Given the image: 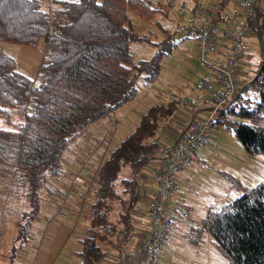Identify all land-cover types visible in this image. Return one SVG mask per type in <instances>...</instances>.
Returning <instances> with one entry per match:
<instances>
[{
    "label": "trees",
    "instance_id": "16d2710c",
    "mask_svg": "<svg viewBox=\"0 0 264 264\" xmlns=\"http://www.w3.org/2000/svg\"><path fill=\"white\" fill-rule=\"evenodd\" d=\"M235 0L234 3H236ZM231 0H219L220 11ZM168 10L158 0L60 1L51 12L38 0H0V42L37 49L45 44L34 79L17 71L15 60L0 52V219L15 228L4 264H16L50 179L62 177V156L88 126L135 99L139 85L152 84L162 60L178 47L168 29L159 42L140 34L131 15L160 25ZM253 20V21H252ZM161 28V26H159ZM260 43L261 60L252 79L240 88L221 114L246 154L264 157V8L249 20ZM133 44L155 48L148 59L136 58ZM179 99L156 104L141 116L135 130L100 163L91 178L93 201L78 239V264H102L119 249L130 226V212L143 195L138 181L145 165L159 159L164 146L158 134L179 110ZM128 173L124 174V169ZM231 264H264V182L208 214L201 229ZM194 237V236H193Z\"/></svg>",
    "mask_w": 264,
    "mask_h": 264
},
{
    "label": "rangeland",
    "instance_id": "374dc122",
    "mask_svg": "<svg viewBox=\"0 0 264 264\" xmlns=\"http://www.w3.org/2000/svg\"><path fill=\"white\" fill-rule=\"evenodd\" d=\"M66 1L74 0L63 2ZM184 1L191 2V0ZM197 1L203 5H218L219 2V0ZM44 2H41V9L45 12H51L52 8L56 7H50L49 0L45 2L46 5ZM234 2L235 0H231V3ZM131 17L139 33H149L154 42L162 40V32L165 28L172 32L174 40L181 41L172 54L162 60L159 75L152 84L139 85V91L134 100L88 126L68 145L62 156L64 173L60 179H50L47 187L40 192L41 210L33 222L27 244L17 254L16 264H78L74 253L79 250L78 239L86 227V213L93 201L95 190L91 178L100 160H104L113 148L135 130L141 116L149 107L167 103L172 99H191L198 95V92L194 90V82L198 75L193 56L195 44L191 40L181 38L178 34L176 12L168 11L166 15H159L160 25L157 26L143 23L134 15ZM243 42L245 56L237 73L238 83L242 87L252 79L261 60L260 43L254 30L250 28L246 30ZM0 52L6 53L15 60L19 73L34 79L36 84L39 83L36 71L45 55L44 42H41L37 49L0 42ZM131 52L136 58L148 59L154 54L155 48L145 44H133ZM141 98L144 99L141 100ZM195 111L189 107L179 106L176 115L182 113L189 116ZM169 126L168 123L164 124V128L158 134L162 144L172 134V127ZM261 126L264 128V116ZM217 134H219L218 149H209L211 160L208 165L211 171L214 169L222 173L225 171L229 178L220 177L217 187H212L214 197L209 207L210 212H216L222 205L264 182V157L260 156L258 164L247 165L248 168L252 167L255 173L246 172L242 177L237 178L239 188L232 184L230 178L236 180V176H232L234 172L230 163L223 159L216 160L215 156L219 153L227 158L230 157V153L237 156L238 148L242 147L229 130L221 128ZM156 163L149 161L145 165L143 172L147 179ZM123 172L127 174L128 169L125 168ZM153 187L147 180L145 181V192L130 212L132 222L140 219L143 226L147 225L144 223L147 220L144 219L146 204ZM4 201L5 196L0 195V212ZM10 220L8 218L2 222L0 219V264L6 262L16 232ZM203 222L193 218L189 224L197 227L200 223L203 226ZM189 228L191 227H188L187 231L184 228H176L167 247L160 250L156 256L157 264H231L215 247L207 232H203L198 239V235L193 237ZM188 230H190L189 233H187Z\"/></svg>",
    "mask_w": 264,
    "mask_h": 264
},
{
    "label": "built area",
    "instance_id": "2783aa9c",
    "mask_svg": "<svg viewBox=\"0 0 264 264\" xmlns=\"http://www.w3.org/2000/svg\"><path fill=\"white\" fill-rule=\"evenodd\" d=\"M158 1L168 11L176 12L180 37L195 44L198 75L194 90L198 95L179 99V105L191 110L206 108L207 115L189 122L174 143L162 151V163L153 174L154 191L147 205L149 235L136 251L124 253L123 264H157L155 258L172 236L175 217L188 218V209L179 214L172 210L173 198L179 193L178 175L196 163L200 149H218L215 134L224 128L221 114L242 87L237 73L245 56L244 35L259 5L264 8V0H237L234 9L223 12L217 4Z\"/></svg>",
    "mask_w": 264,
    "mask_h": 264
},
{
    "label": "crops",
    "instance_id": "0c3cea01",
    "mask_svg": "<svg viewBox=\"0 0 264 264\" xmlns=\"http://www.w3.org/2000/svg\"><path fill=\"white\" fill-rule=\"evenodd\" d=\"M38 1L40 2V5H41V2L43 3V1L46 2L47 0H41V1L38 0ZM60 1H64V0H49L50 7L56 6ZM45 2L44 4L46 5L47 2L46 3ZM188 3H199V1L191 0V2H188ZM234 6H235V3H231L229 5V9H234ZM143 99L144 98H141V100ZM206 115H207L206 108L198 109L195 111V113H193V115L190 114L189 116L184 115L182 113L175 115L176 117L175 118L173 117V119L170 121L171 123L169 122L170 124L169 127H172V134L170 135V137L166 139V141H163L164 149L167 147H170L174 143L175 139L184 131L185 127L187 126L189 122H191L192 120L203 118ZM218 135L219 134H215L216 139H218ZM239 149L240 148H238L237 150V156H233V154L231 153H230V157L228 156V158L226 156H223L222 153L221 154L219 153L218 155L215 156L216 160L223 159L230 163L231 167L233 168L232 170L234 172V175L232 176H236V180H234V178H230V179L232 181V184L234 183L235 187L237 188L240 187V184L238 183L239 181L237 180V178L242 177V175L245 174L246 172L247 173L249 172V174H251V172L255 173L252 170L253 168L252 167L248 168L247 165L252 164L255 166V164H258L257 161H259L258 159L260 157V156H250L245 153L243 148H241L240 150ZM210 151L211 150H209V148L207 147L200 149L196 153V163L190 165L188 168H186L182 173L178 175L179 193L176 194L173 198L172 210L175 214H179L180 211H184L188 209L189 215L186 220H182L179 217V215L175 217V226L172 231V236L161 247L160 250L167 247L169 241L173 238L177 227L179 229L184 228L186 231L188 227H191L189 228L190 230L200 229V227L202 226L201 223L198 224L197 227H193L192 225L190 226L189 222L193 221V218L201 220V222H203L205 217L208 214L214 213V212H210L209 210L210 204L214 197L213 195L214 188L217 187L216 184L219 182L220 177H226V178H229V177H228V173H226L225 171L224 173H222L221 171L219 172L215 171V169L212 171L210 170L209 165H208V162L211 160L210 159L211 157L209 154ZM152 161H154V163L155 162L157 163L152 168L151 175L148 177V179L144 175V172H143L144 168L138 177V181L141 184L144 192H145V181L146 180L154 186L152 182L153 174L160 167L162 163L161 158L155 159ZM244 162L246 165L242 164ZM153 191H154V187H153V190H151L150 196L147 200L146 209H147L148 201ZM195 192H199V193H195ZM145 213H146L145 214L146 216L144 217V219L145 220L147 219L144 222L145 224H147L145 225L146 229H144L145 226L142 225V220L135 219V221L132 222L130 218L131 228L127 233L125 232L123 234L122 243L119 246V249L114 248L112 251H110L109 255L106 257V259L104 260L102 264H123L124 253L134 252L141 246V244L143 243V241L149 235V232H150V225H149L147 210L145 211ZM190 230H188L187 233H189ZM193 236L195 237V235ZM160 250L158 251V253L160 252Z\"/></svg>",
    "mask_w": 264,
    "mask_h": 264
},
{
    "label": "bare ground",
    "instance_id": "6f19581e",
    "mask_svg": "<svg viewBox=\"0 0 264 264\" xmlns=\"http://www.w3.org/2000/svg\"><path fill=\"white\" fill-rule=\"evenodd\" d=\"M253 21V20H252Z\"/></svg>",
    "mask_w": 264,
    "mask_h": 264
}]
</instances>
